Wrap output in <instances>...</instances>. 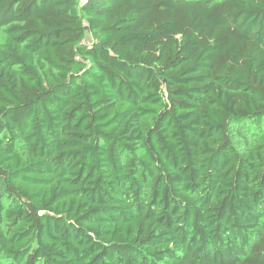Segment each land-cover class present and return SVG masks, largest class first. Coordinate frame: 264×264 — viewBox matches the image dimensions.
Segmentation results:
<instances>
[{
    "label": "trees",
    "instance_id": "trees-1",
    "mask_svg": "<svg viewBox=\"0 0 264 264\" xmlns=\"http://www.w3.org/2000/svg\"><path fill=\"white\" fill-rule=\"evenodd\" d=\"M0 264H264V0H0Z\"/></svg>",
    "mask_w": 264,
    "mask_h": 264
},
{
    "label": "built area",
    "instance_id": "built-area-1",
    "mask_svg": "<svg viewBox=\"0 0 264 264\" xmlns=\"http://www.w3.org/2000/svg\"><path fill=\"white\" fill-rule=\"evenodd\" d=\"M81 1H83V3H84L86 0H81Z\"/></svg>",
    "mask_w": 264,
    "mask_h": 264
}]
</instances>
